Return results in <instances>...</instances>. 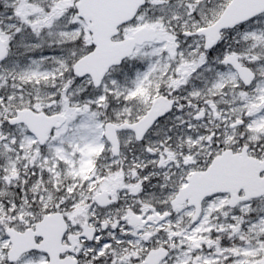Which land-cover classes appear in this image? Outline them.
<instances>
[{
  "label": "snow or ice",
  "instance_id": "6c2138e0",
  "mask_svg": "<svg viewBox=\"0 0 264 264\" xmlns=\"http://www.w3.org/2000/svg\"><path fill=\"white\" fill-rule=\"evenodd\" d=\"M0 264H264V0H0Z\"/></svg>",
  "mask_w": 264,
  "mask_h": 264
}]
</instances>
